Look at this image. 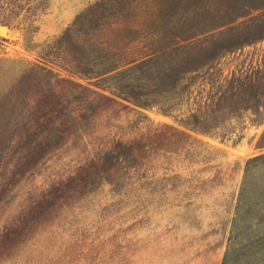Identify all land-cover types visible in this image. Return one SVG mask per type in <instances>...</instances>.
<instances>
[{
	"label": "rangeland",
	"instance_id": "374dc122",
	"mask_svg": "<svg viewBox=\"0 0 264 264\" xmlns=\"http://www.w3.org/2000/svg\"><path fill=\"white\" fill-rule=\"evenodd\" d=\"M97 1L0 0V264H222L231 247L228 264H264L252 210L264 213V166L238 210L246 164L264 153V6L178 46L176 17H193L187 36L228 0H112L105 23L81 28L101 59L161 53L179 72L170 94L139 108L78 74L56 43ZM234 33L249 42L212 50ZM117 143L131 163L109 154Z\"/></svg>",
	"mask_w": 264,
	"mask_h": 264
},
{
	"label": "trees",
	"instance_id": "16d2710c",
	"mask_svg": "<svg viewBox=\"0 0 264 264\" xmlns=\"http://www.w3.org/2000/svg\"><path fill=\"white\" fill-rule=\"evenodd\" d=\"M110 3H112V0H100L92 4L87 10L80 13L74 22L62 32V34L57 38L56 43L59 46L62 45L63 47L71 49L74 53L72 60L75 63L74 67L77 69L76 71L78 74L94 79V86L102 90H108L113 96L118 97V99L126 101L136 107L149 108L153 106L155 96L170 94L171 91H173L175 84L180 78L178 77L179 72L175 70L173 63H169L167 66L163 64L164 62L161 61V53L151 54L146 58L134 61L133 63H129L125 66H118L116 64L108 65L106 61L101 59L105 58V56L101 53V51H97L94 42L88 41L84 36L89 29L83 31L81 28L87 23L91 24L93 28L105 23L106 19L102 12L108 5H110ZM175 3L177 7H185L189 5L192 10L194 5L195 7L197 6L195 0H175ZM261 6H264V0H228L225 3H222L221 8L223 9L213 7L210 8V14L207 18H194L195 22L189 27L193 31L187 36L182 33L186 30L183 26L193 20V17L187 16L189 14L179 15L175 18V21H172V24L176 27L178 26V29L180 30L179 32L176 31L171 33V38L174 39L175 44L178 46H186L188 42L193 41L191 39L196 36V33L199 34L202 30L212 31L217 29L220 30L218 32H222L225 28H230L231 31V29H233V26L231 27V23L241 16L246 8ZM164 9L161 10V18L164 22L166 21L170 24V22L167 21L168 18L163 12ZM223 26L225 27L223 28ZM247 34L243 33L240 35L234 33L227 38H215L212 41V50L216 52L222 48L227 49L228 47L246 44L249 41L247 39H243V36H246ZM263 37L264 33H261L255 37V39ZM181 42L183 44H179ZM90 46L95 47L96 49L95 56L98 61L94 63V65L90 64V52H87ZM133 73L137 75L133 76ZM257 84L260 88H264V78L260 77ZM249 86V80L244 82V90H246ZM11 93L12 92L8 93L7 98L11 95ZM248 100L249 97L246 95L242 96V102H245L244 108H250L247 104ZM109 154H111V156H121L128 163H131L133 160L132 152L122 143H117L112 152ZM258 166H264V153L251 158L246 164L244 181L242 183V189L239 197L240 199L238 201V210L241 208V200L245 197V194H251L246 193L248 190L247 177L254 174L255 168ZM258 183L259 181L256 180L255 184ZM262 185L264 189V183ZM263 194L264 190L260 192L261 196ZM252 210L256 216L264 217V213L259 211V207H255ZM235 251V247L229 248L224 254L222 264H228Z\"/></svg>",
	"mask_w": 264,
	"mask_h": 264
},
{
	"label": "bare ground",
	"instance_id": "6f19581e",
	"mask_svg": "<svg viewBox=\"0 0 264 264\" xmlns=\"http://www.w3.org/2000/svg\"><path fill=\"white\" fill-rule=\"evenodd\" d=\"M5 32V31H4Z\"/></svg>",
	"mask_w": 264,
	"mask_h": 264
}]
</instances>
